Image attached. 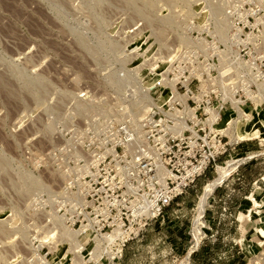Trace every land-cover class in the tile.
Returning a JSON list of instances; mask_svg holds the SVG:
<instances>
[{
	"label": "rangeland",
	"instance_id": "374dc122",
	"mask_svg": "<svg viewBox=\"0 0 264 264\" xmlns=\"http://www.w3.org/2000/svg\"><path fill=\"white\" fill-rule=\"evenodd\" d=\"M161 77L223 106L218 127L238 102L224 129L257 139L220 158L201 214L214 167L146 219L126 140ZM263 85L264 0H0V264H264Z\"/></svg>",
	"mask_w": 264,
	"mask_h": 264
},
{
	"label": "built area",
	"instance_id": "2783aa9c",
	"mask_svg": "<svg viewBox=\"0 0 264 264\" xmlns=\"http://www.w3.org/2000/svg\"><path fill=\"white\" fill-rule=\"evenodd\" d=\"M164 81L162 77L156 81L154 101L137 124L136 137L126 140L136 144L139 171L154 186L153 197L139 209L145 213L146 219L161 216L166 207L177 196L185 194L209 168H216L220 158L231 148L257 139L231 140L222 132L231 120L242 122L247 117L244 114L250 115L238 102L237 108L244 114L238 117L236 106H231L235 117L231 115L223 127H218L223 106L211 108L208 101L200 113L199 105L192 106L187 89L182 93L164 92ZM255 89L247 98L253 102V110L264 104V85L255 86ZM242 103L245 104L246 100Z\"/></svg>",
	"mask_w": 264,
	"mask_h": 264
},
{
	"label": "bare ground",
	"instance_id": "6f19581e",
	"mask_svg": "<svg viewBox=\"0 0 264 264\" xmlns=\"http://www.w3.org/2000/svg\"><path fill=\"white\" fill-rule=\"evenodd\" d=\"M253 118H254V121H252V122L259 123L258 120L256 119V117H253ZM263 128H264V122H261L260 125H256L255 128H253V130L250 133V135H253V136H256V137H260L261 134L263 133ZM222 129H223L222 132L226 133L230 137L231 140H236L237 139L238 136L236 137L234 130H231V131L228 132L227 129H224V128H222ZM240 136H244V134H239V137ZM236 161H237L236 159L232 158V159L227 160L223 165H219V166L217 165V167H216L217 168L216 176L209 183L205 184V186L203 188V194L201 195V198H200V201H199L200 204L198 205L199 209H200V211H199L200 214L202 213L203 205H204L205 200L207 199V197L213 192L215 187L218 186L224 180V178L230 173V171L235 167ZM196 214H198V213H196ZM197 219H195V220H197ZM256 229H257V231L259 232L260 235L264 236V226H263L262 223L259 224L256 227Z\"/></svg>",
	"mask_w": 264,
	"mask_h": 264
},
{
	"label": "trees",
	"instance_id": "16d2710c",
	"mask_svg": "<svg viewBox=\"0 0 264 264\" xmlns=\"http://www.w3.org/2000/svg\"><path fill=\"white\" fill-rule=\"evenodd\" d=\"M195 256V254H192V257Z\"/></svg>",
	"mask_w": 264,
	"mask_h": 264
},
{
	"label": "crops",
	"instance_id": "0c3cea01",
	"mask_svg": "<svg viewBox=\"0 0 264 264\" xmlns=\"http://www.w3.org/2000/svg\"><path fill=\"white\" fill-rule=\"evenodd\" d=\"M263 110H264V109H263ZM263 110H262V111H263Z\"/></svg>",
	"mask_w": 264,
	"mask_h": 264
}]
</instances>
